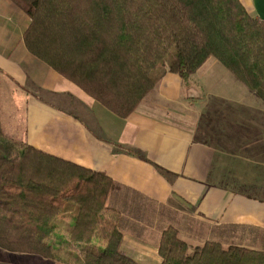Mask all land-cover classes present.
Segmentation results:
<instances>
[{"label": "trees", "instance_id": "obj_1", "mask_svg": "<svg viewBox=\"0 0 264 264\" xmlns=\"http://www.w3.org/2000/svg\"><path fill=\"white\" fill-rule=\"evenodd\" d=\"M29 19L28 53L118 118L168 73L185 88L209 59L264 106V21L240 0H9ZM137 155L135 151L122 148ZM116 185L104 173L5 136L0 124V249L55 264H137L121 250ZM74 205L71 222L59 220ZM160 264H264V252L206 242L189 251L176 229Z\"/></svg>", "mask_w": 264, "mask_h": 264}, {"label": "crops", "instance_id": "obj_2", "mask_svg": "<svg viewBox=\"0 0 264 264\" xmlns=\"http://www.w3.org/2000/svg\"><path fill=\"white\" fill-rule=\"evenodd\" d=\"M240 2L257 17L252 0ZM28 25L0 0L2 132L118 185L107 206L120 214L128 258L160 264L168 227L190 252L206 242L264 252V106L253 93L228 72L219 73L225 83L214 95L199 78L185 88L168 73L121 119L28 53ZM189 103L195 122L187 126L176 117Z\"/></svg>", "mask_w": 264, "mask_h": 264}, {"label": "rangeland", "instance_id": "obj_3", "mask_svg": "<svg viewBox=\"0 0 264 264\" xmlns=\"http://www.w3.org/2000/svg\"><path fill=\"white\" fill-rule=\"evenodd\" d=\"M197 72H200V73H197L196 75L190 78L189 85L190 84L195 85L196 83L198 84L199 82V85L203 86L205 92L208 91L206 93H211L212 95H214L215 93H218L221 87L223 86V83H225V82H222V81H225V78H223L219 73L227 72V71L219 63L214 61V59H210V61H208L206 65L201 70H198ZM198 78H199V81L197 82ZM149 95H147V97ZM190 106L191 105L189 103V107L186 104L185 105L183 104L182 107H178L179 110H177V114L179 113V116L176 118L179 120L181 119V124L183 125L190 126V124L195 122L194 107L192 108L191 106L190 108ZM2 117L4 120L3 111H2ZM74 210H75L74 205L72 204L68 205L67 208L62 213V215L60 216L59 220H62V221L65 220L66 222H71V218H72L71 214L74 212ZM0 264H55V263L50 262V261H45L35 256L17 255V254L7 253L0 249Z\"/></svg>", "mask_w": 264, "mask_h": 264}, {"label": "water", "instance_id": "obj_4", "mask_svg": "<svg viewBox=\"0 0 264 264\" xmlns=\"http://www.w3.org/2000/svg\"><path fill=\"white\" fill-rule=\"evenodd\" d=\"M257 18L264 21V0H252Z\"/></svg>", "mask_w": 264, "mask_h": 264}]
</instances>
